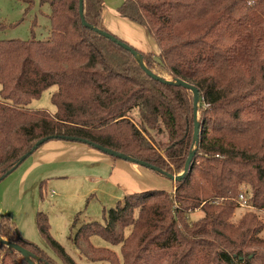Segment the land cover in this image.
Here are the masks:
<instances>
[{
  "label": "trees",
  "instance_id": "obj_1",
  "mask_svg": "<svg viewBox=\"0 0 264 264\" xmlns=\"http://www.w3.org/2000/svg\"><path fill=\"white\" fill-rule=\"evenodd\" d=\"M44 3L51 8L48 40H0V178L44 139L99 145L171 175L182 174L197 149L175 196L129 194L104 210V223L82 225L74 245L90 261L111 264H120L118 256L95 248L91 237L121 246L124 264H264L258 213L232 222L243 187L264 210V0H123L117 9L158 46L159 55L133 47L152 73L199 90L197 148L191 91L153 80L130 52L84 27L80 0ZM84 15L110 33L103 0H84ZM53 87L55 114L28 109ZM199 209L203 217L189 222ZM37 226L58 260L9 218L0 219V238L28 250L37 264H77L51 236L47 215L38 213ZM0 264L28 263L0 242Z\"/></svg>",
  "mask_w": 264,
  "mask_h": 264
},
{
  "label": "rangeland",
  "instance_id": "obj_2",
  "mask_svg": "<svg viewBox=\"0 0 264 264\" xmlns=\"http://www.w3.org/2000/svg\"><path fill=\"white\" fill-rule=\"evenodd\" d=\"M103 1L104 5L107 7H117L122 3V0ZM34 3V6L30 9L28 1L25 0H0V40L28 41L35 39L37 41H45L50 38L51 8L48 3L42 4V0H34ZM106 9L107 16H109L110 9ZM27 11L28 13H26ZM120 19L121 20L117 22L121 21L123 24L109 23L108 31L111 34L143 52H151L145 46L148 45L147 43L149 42L152 47H155V51L157 52L156 55H159L158 46L151 36H147L146 33L148 32H146L144 27L123 17ZM130 26L136 29L138 37L134 38L132 35L134 33H131L129 29H127V27ZM57 90V87H53L45 91L41 98L31 102L28 109L45 110L51 114H55L56 107L52 104L51 97ZM132 119L140 126L137 111L132 113ZM151 135L157 142H160L161 140L165 141L166 139L162 135L158 136L155 131H151ZM59 141L60 140H55V142ZM152 141L154 142V140ZM74 143L82 146L85 145V147H89L93 149V151H96L101 157H107L110 161L119 163L124 162L121 159H114L86 144L78 142ZM84 157L86 156H84L83 153L76 154V158L83 159ZM29 163L30 162L24 164L22 168L13 172L0 183V211L3 214V217L11 219L17 225L18 231L23 238L40 247L53 259L58 260L49 244L41 236L37 226L38 213H44L48 217L51 236L63 246L66 253L70 255L77 264H111L110 262L90 261L82 255L74 245L72 237L84 224L89 222L104 223V210L115 208L119 203L120 199L112 197L114 194H119V190L114 191V188L109 187L105 182L98 184L99 190L93 192L88 198L82 200L78 198L81 194L83 195L86 193L92 186L88 180L84 179L85 177H89L90 179V177H95L96 174L110 175L112 168L102 163V166L85 167L84 164L78 162L69 163L65 160V162L59 166L61 171L57 174L60 177L51 181L54 182L55 187H51V182H47L48 184L46 186L45 184L43 185L42 195L41 182L36 183V181L30 178L28 185H26V182L24 186L22 185L23 183H21L22 173L24 169L28 167ZM84 169L88 172L83 173L85 174V177L79 175ZM140 169L144 171L145 175L139 174L141 182L139 190L136 192L164 190L170 192L172 196H175L176 189L173 188V185L175 186L173 181L151 169L145 167H141ZM119 171L121 170H114V173H119ZM174 175L179 176L181 174L174 173ZM63 176L67 177L63 179ZM133 176L136 177L135 174H133ZM52 191L55 192L54 195H52ZM246 212L251 211L239 208V210L236 211L232 222L238 223L244 217ZM78 214L80 215L78 222L74 225ZM258 215L261 221L264 222V216L260 214ZM202 217L203 213H201L199 209L190 213L188 221L194 223ZM261 237L264 238V230L261 233ZM91 243L95 248L113 251L118 256L120 264H124L121 254V246H114L98 235L91 237Z\"/></svg>",
  "mask_w": 264,
  "mask_h": 264
},
{
  "label": "crops",
  "instance_id": "obj_3",
  "mask_svg": "<svg viewBox=\"0 0 264 264\" xmlns=\"http://www.w3.org/2000/svg\"><path fill=\"white\" fill-rule=\"evenodd\" d=\"M123 3V0H122ZM121 3V4H122ZM119 4L117 7H107L104 5V25L107 29H109L108 25L109 23L115 24V23H122L123 22H117L121 20L120 18L121 15L118 13L117 9L121 6ZM110 9L109 16H107V9ZM118 16V17H117ZM136 24V23H135ZM129 31L134 36V38L138 37L137 36V31L136 29L130 27H127ZM146 30V29H145ZM146 32H148L146 30ZM136 33V34H135ZM147 36L149 33H146ZM148 45H145L148 50L151 52H144V53H153L157 54L155 51V47H152L149 42L147 43ZM140 51V50H139ZM143 52V51H142ZM159 54V53H158ZM74 144V145H73ZM78 153H83L84 157L83 159L76 158V154ZM31 160V161H30ZM67 160L69 163L72 162H78L81 164H84L85 167L87 166H102V164L111 167L112 171L109 174H96L95 177H85V174L83 173H88L86 169L82 170L79 175L84 176L85 180H88L92 186L89 188V190L84 193L83 195L81 194L79 199H86L88 196L93 193L97 192L99 190L98 184L105 182L108 184L109 187H113L114 191L119 190V194H114V198L120 199L119 202H123L124 198L129 195V194H134V193H140L136 192L139 190L140 187V179H139V174H144V171L140 169L141 167L137 164H132V163H127L126 161L119 163V162H113L107 159V157H101L96 151H93V149L89 147H85V145H78L73 143H70L68 141H50L46 144H44L41 148H39L28 160H26L17 170L22 168L24 164L27 162H30L28 167H26L22 173V185L29 184L30 178H32L34 181L41 182L40 184L44 183L45 186L48 184L47 182H51L52 180H55L59 178L58 172L61 171L59 166ZM99 162V163H98ZM72 167V166H71ZM121 170L119 173H114V170ZM94 171V170H93ZM99 171V170H98ZM95 173V172H94ZM130 174V175H128ZM133 174L136 175V177L133 176ZM65 179L67 176H63ZM51 187L54 186V182H51ZM142 186V185H141ZM173 188L174 185H173ZM176 189V188H175ZM105 192V191H104ZM52 195L55 194L54 191L51 192ZM170 193V192H169ZM75 196V195H73ZM78 196V195H77ZM6 218L3 217V214L0 211V219Z\"/></svg>",
  "mask_w": 264,
  "mask_h": 264
},
{
  "label": "water",
  "instance_id": "obj_4",
  "mask_svg": "<svg viewBox=\"0 0 264 264\" xmlns=\"http://www.w3.org/2000/svg\"><path fill=\"white\" fill-rule=\"evenodd\" d=\"M80 15H81V18H82V23L84 25V27L86 28H89V29H93L95 32H97L98 34H100L101 36L107 38L108 40H110L111 42L117 44L118 46H120L121 48H123L124 50L130 52L139 62V65L140 67L143 69V71L150 77L152 78L153 80H156L158 82H162L164 84H174L176 86H180V87H184L185 89L191 91L193 93V96H194V122H195V128H194V148H197L195 146L198 145V142H199V133H200V124L198 122V117H199V101H200V92L199 90L188 84L187 82L183 81V80H177V81H168L166 79H163L162 77L152 73L145 65V62H144V58L142 55H140L138 53V51H136L131 45L127 44L126 42H123L121 40H119L116 36H114L113 34L111 33H108V32H104L102 30H99V29H96L92 26H90L86 20H85V15H84V0H80ZM48 139H44L40 142H38L35 146H34V149L33 151L31 152V154H33L35 151H37L39 148H41L46 142H47ZM68 142H75V140L73 139L72 141L71 140H66ZM84 144L86 145H90L88 142H85ZM93 148L103 152L104 154H107L111 157H115L117 159H121L123 161H126V162H129V163H132V164H137L141 167H145V168H148V169H151L155 172H157L158 174H161L163 176H165L166 178L170 179L171 181H173L174 183H177V182H180L181 180H183L187 175L188 173L191 171V168L193 166V160H194V157L197 153V149H193V151H191L187 161H186V165H185V169H184V172L179 175V176H176V175H171V174H168L166 173L165 171L157 168V167H154L148 163H145V162H142V161H136L124 154H120V153H117L111 149H108V148H104L102 146H99V145H93L92 146ZM29 157V155H26L24 156L18 163V165L16 167H14V169L12 171H9L7 174L3 175L1 178H0V183L5 180L8 176H10L13 172L16 171V169L23 163L27 160V158ZM0 242L4 245H6L8 248H11V249H15L17 250L18 252H20L24 259L26 260V262L28 264H37L34 262V255L32 253H30L28 250L24 249L23 247L19 246V245H16V244H11L10 242H8L7 240L5 239H1L0 238Z\"/></svg>",
  "mask_w": 264,
  "mask_h": 264
},
{
  "label": "built area",
  "instance_id": "obj_5",
  "mask_svg": "<svg viewBox=\"0 0 264 264\" xmlns=\"http://www.w3.org/2000/svg\"><path fill=\"white\" fill-rule=\"evenodd\" d=\"M252 194L250 188L243 187L241 192L237 198V204L239 208L256 212L262 216H264V210H257L252 203Z\"/></svg>",
  "mask_w": 264,
  "mask_h": 264
}]
</instances>
